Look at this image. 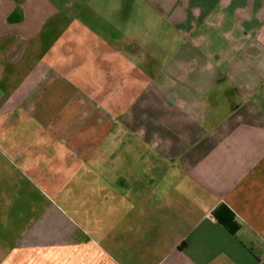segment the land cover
I'll return each mask as SVG.
<instances>
[{
	"label": "crops",
	"instance_id": "crops-1",
	"mask_svg": "<svg viewBox=\"0 0 264 264\" xmlns=\"http://www.w3.org/2000/svg\"><path fill=\"white\" fill-rule=\"evenodd\" d=\"M144 2L90 52L129 103L83 111L56 3L0 0V264H264V0Z\"/></svg>",
	"mask_w": 264,
	"mask_h": 264
},
{
	"label": "rangeland",
	"instance_id": "rangeland-1",
	"mask_svg": "<svg viewBox=\"0 0 264 264\" xmlns=\"http://www.w3.org/2000/svg\"><path fill=\"white\" fill-rule=\"evenodd\" d=\"M52 1L59 8L60 13L58 16H61L59 21L61 31L57 40L63 48V62L58 72L67 80L70 88L68 101L64 100L59 103H63V108L78 107L80 110L90 111V103L100 108L108 106V104L118 106L121 101L119 96L116 95H121L125 97L123 102L128 104L126 97L133 94L132 86L114 85V79H108L104 74L106 70L102 59L104 52L101 47L97 49L100 57L98 61H94L93 56L91 58L90 52L96 49L94 48L96 41H102V39L107 42L111 41L112 38H109L106 32L112 34V31L116 30L117 24L112 19L114 16H136V18H139L138 22L131 21L125 26V30L128 32L127 40L129 41L132 38H137L139 32L143 39H150V34L147 32L149 27H147L146 18L147 16L153 17L156 15L146 6L144 0ZM153 21H156L155 17H153ZM156 23L161 29L163 24L161 22ZM94 78L97 79L94 80ZM105 93L113 95L107 103L103 102ZM29 103L30 107L33 108L32 111L34 109L43 111L60 105L58 103V105L54 104L52 106L54 102L52 104L37 102L34 96L29 99ZM32 120L33 123L36 120L38 121L33 113ZM42 121L37 123H43ZM20 182L22 183V180ZM22 203L20 199L18 204Z\"/></svg>",
	"mask_w": 264,
	"mask_h": 264
},
{
	"label": "trees",
	"instance_id": "trees-1",
	"mask_svg": "<svg viewBox=\"0 0 264 264\" xmlns=\"http://www.w3.org/2000/svg\"><path fill=\"white\" fill-rule=\"evenodd\" d=\"M227 220V219H226ZM226 226L229 228V230L232 233H235L238 229V225L237 223L234 221L233 217H231L229 220H227V222L225 223Z\"/></svg>",
	"mask_w": 264,
	"mask_h": 264
}]
</instances>
